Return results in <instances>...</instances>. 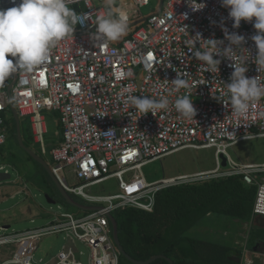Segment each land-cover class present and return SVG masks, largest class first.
<instances>
[{"label":"built area","instance_id":"2783aa9c","mask_svg":"<svg viewBox=\"0 0 264 264\" xmlns=\"http://www.w3.org/2000/svg\"><path fill=\"white\" fill-rule=\"evenodd\" d=\"M130 1L129 24L143 19L144 23L129 38L94 44L93 23L96 16L107 11L103 0H71V7L90 15L92 20L78 25L73 39L53 49L49 62L34 71L26 86L15 89L18 77L14 76L8 88L0 89V147L7 140V115L14 107L20 118L29 119L40 156L65 192L81 198L82 205L95 208H76L80 215L53 212L43 227L0 235V264H37L34 256L40 240L62 233L74 246L77 241L89 249L88 264H119L121 254L113 239L109 216L127 208L152 213L158 192L203 179L241 176L247 186L256 189L253 215L264 217V196L257 199L259 186L264 185V163H239L228 152L240 142L264 138L259 135L264 131V100L252 109L248 120L231 116V107L215 96L228 99L224 84L231 82L232 62L217 57L222 59L220 71L208 72L189 52L191 46L186 42L190 37L181 28L186 27L191 36L199 32L204 39L224 40L227 45L220 26L223 21L230 33L236 32L246 39L243 47L250 56L246 75L264 83V71L260 73L254 63L258 53L251 39L257 34L254 21H242L240 28L234 29L229 10L222 7L220 0H199L206 4L199 12H192L187 0H159L147 17L142 16L141 9L149 6L151 0ZM19 2L0 0V10ZM186 12L188 19L183 20ZM196 46L200 47L199 41ZM121 71H131L132 75L118 78ZM179 74L191 87L197 109L192 120L183 118L172 106L175 98L187 91L176 89L171 83L180 78ZM129 95L155 99L167 96L170 105L155 115L133 116L135 109L127 103ZM45 112L58 114L62 131L61 143L50 151L45 142ZM113 129L114 134L107 133ZM186 149H215L217 167L147 182L145 166ZM221 156L226 158L225 167ZM65 172L73 175L72 186ZM111 180L116 181L118 192L100 194ZM0 229L8 230L5 226ZM80 255L69 244L52 261L40 262L83 264Z\"/></svg>","mask_w":264,"mask_h":264},{"label":"clouds","instance_id":"9594fccd","mask_svg":"<svg viewBox=\"0 0 264 264\" xmlns=\"http://www.w3.org/2000/svg\"><path fill=\"white\" fill-rule=\"evenodd\" d=\"M103 2L107 11L96 16L94 23L92 21L96 28L91 36L94 44L117 42L128 33L130 11L123 6H116L115 0H103ZM220 2L222 7L229 10L228 15L233 21L234 29H239L242 21L249 23L254 21L253 26L257 34L251 39L258 50L254 63L261 73L264 71V0H220ZM12 3L16 4V0H12ZM70 4L71 0H20L17 6L0 10V89L8 88L14 76L18 77L15 89L26 86L34 71L49 62L53 49L73 39L77 26H83L86 20L91 19L90 15L77 12ZM187 5L192 12H199L206 7V4L199 0H187ZM182 18L187 20L188 13H184ZM220 26L228 41L227 45L224 40L204 39L199 32L191 36L186 27L181 28L190 37L186 42L191 46L189 52L194 54L201 62L200 66L206 68L208 72L220 71L222 59L217 57L232 62L229 64V67L233 68L231 82L224 84L228 99L225 100L223 95L215 98L225 106L231 107V116L237 120H248L252 109L264 100V83L256 77L250 78L246 75L249 71L250 56L243 47L246 43L245 37L236 32L230 33L223 21ZM197 41L200 43L199 48L196 46ZM125 75L131 76L132 73L121 71L117 74L118 78ZM179 77L171 83L176 89L183 88L187 91L177 96L172 106L183 118L195 119L197 109L193 104L191 87L181 74ZM127 103L135 109L133 116L143 117L149 113L155 115L158 111L167 110L170 100L167 96L155 99L150 96L129 95ZM107 133L114 134L115 129ZM259 135H264V131ZM249 138L247 134L246 139ZM261 196H264V185L259 186L257 199L259 200ZM247 264H251V261L248 260Z\"/></svg>","mask_w":264,"mask_h":264},{"label":"rangeland","instance_id":"374dc122","mask_svg":"<svg viewBox=\"0 0 264 264\" xmlns=\"http://www.w3.org/2000/svg\"><path fill=\"white\" fill-rule=\"evenodd\" d=\"M159 0H151L150 5L141 9L142 16L147 17L153 10L158 6ZM116 6H123L127 9L132 7L130 0H115ZM141 25H134L128 29L126 36L122 37L129 38ZM120 41V40H119ZM47 122V133H46V145L50 151L53 147L59 145L62 141V131L58 121V114L45 112L44 113ZM8 131L7 140L0 147V167H4L5 171L11 174V180L4 182L1 185L5 186L1 194L7 191L5 197L0 195V227L4 225L10 228L3 232L0 229V235L11 234L14 232H25L36 228L43 227L51 220L50 215H45L48 218H44L40 212L46 210L47 213L54 212H69L75 215L81 213L78 209L62 203L61 196L57 191L54 181L48 175L46 170L38 165L30 156L20 147L18 143V127L16 120L12 113H8ZM20 119L21 137L24 143L32 148L36 153L40 154L38 146L34 142V137L30 124L26 119ZM232 157L239 163H264V138H258L250 141H243L228 150ZM48 157V156H46ZM52 164L50 158H46ZM217 167V161L215 156V149L206 150H195L186 149L172 154L164 159L148 164L143 168V174L146 177L148 183L162 180L163 178H173L180 175H193L203 171H212ZM223 170V169H221ZM40 173L44 176V182L36 179V174ZM36 173V174H35ZM67 182L70 186L74 184L73 175L65 172ZM212 179H207L210 181ZM207 181L201 180L196 184L205 183ZM44 184L49 187V194L52 193L57 199L56 205L47 203L45 199L47 191ZM26 185V186H25ZM25 186V187H24ZM24 187L27 189L26 192H20ZM177 187V186H176ZM118 192L116 181H109L104 185V192L102 195H108ZM75 201L79 204H84L83 200L79 197H74ZM56 200V199H55ZM30 208V209H29ZM42 208V209H41ZM234 223V222H233ZM240 233L245 230V234L241 237V241H245L248 238L247 248L255 249L258 252L256 256H248V260L251 264H264V218H253L249 220L241 221L239 224ZM233 224L231 232L238 231ZM245 235L247 237H245ZM260 235V237H259ZM261 239V240H260ZM261 241V242H260ZM229 242V241H228ZM247 242V241H246ZM260 242V243H259ZM263 242V243H262ZM75 246L67 238L66 233L58 235L45 236L41 239L38 245V250L34 256V262L42 264L40 261L43 260L45 263L49 262L53 256L57 255L65 245H72L78 254L83 264H88L89 249L81 243L74 241ZM241 261L247 264V260L243 251L241 250ZM236 255L234 258L236 259Z\"/></svg>","mask_w":264,"mask_h":264},{"label":"trees","instance_id":"16d2710c","mask_svg":"<svg viewBox=\"0 0 264 264\" xmlns=\"http://www.w3.org/2000/svg\"><path fill=\"white\" fill-rule=\"evenodd\" d=\"M255 194L241 176L166 188L157 193L152 213L134 208L114 213L119 239L138 262L161 256L150 264H243L241 250L188 233L209 214L249 220ZM119 264L135 263L121 256Z\"/></svg>","mask_w":264,"mask_h":264},{"label":"crops","instance_id":"0c3cea01","mask_svg":"<svg viewBox=\"0 0 264 264\" xmlns=\"http://www.w3.org/2000/svg\"><path fill=\"white\" fill-rule=\"evenodd\" d=\"M22 119H26L27 122L30 124L29 119H27V118H21V120ZM231 157H232V155H231ZM0 170H5V169H1V167H0ZM35 176H36V179H39L40 182L41 181L44 182V176L40 173V171H38V173ZM1 184H0V195H1V197H5L8 194H7V191H4V193L1 194V192L5 188V186H3ZM44 186H45L46 190H48L46 194L49 197H51L52 199H56V201H57L58 198H56L55 196H53L52 193L49 194V187H48V185L44 184ZM24 187L21 190H19L18 193H20V192H26V194H28V196H29L28 191H26L27 189L25 188V190H24ZM248 187H251V186H248ZM60 200L62 201V203H66V201H64L62 198ZM42 211L43 212H40V214H42L44 218H48L49 217L48 215L52 216V213L54 212V211H51V212L47 213V211L46 210H43V209H42ZM45 215H47L48 217L45 216ZM251 217H252V221H253V218H264V217H261V216H255V215H253V208H252V216ZM241 221H244V220L227 218V217H221V216L220 217H217L216 215L209 214L208 217L206 219H204L198 226H196L194 229L190 230V232L188 233V235L189 236L196 237V238H199V239L208 240V241H212V242L219 243V244H222V245L234 247V248H236L238 250H242L243 251V254L245 255V258L247 260L248 259V255L250 253L253 256H256L257 253H255V252H258L257 250H259V248L257 250H255V249H250L249 250L247 248V246H248V238L245 239V241L240 242L241 241V237L243 235V232L245 234V230H246V229H244L240 233L241 230L239 229L238 224ZM233 224H235V228H238L237 229L238 231L235 232V231L232 230V232H231V228H232ZM4 226L5 227H8L7 225H4ZM245 237H247V236L245 235ZM259 237H260V235H259ZM57 255L53 256L50 261H52ZM242 263H243V261H242Z\"/></svg>","mask_w":264,"mask_h":264},{"label":"water","instance_id":"95a60500","mask_svg":"<svg viewBox=\"0 0 264 264\" xmlns=\"http://www.w3.org/2000/svg\"><path fill=\"white\" fill-rule=\"evenodd\" d=\"M144 19L143 20H139V21H136V22H133L131 24H129V28L134 26V25H142L144 23ZM128 28V29H129ZM12 109V114L14 116V119L16 120V124H17V127H18V143L20 145V147L35 161L37 162L39 165H41L45 170L46 172L48 173V175L52 178V180L54 181L55 183V186L57 188V191L59 192L61 198L66 201V203L74 208H80V209H83V210H86V211H92V210H95V208H92V207H87V206H84L82 204H79L77 201H75V199L73 197H71L68 193L65 192V190L61 187V185L58 183V181L55 179V177L53 176V174L51 173V170L47 164V162L38 154L36 153V151H34L32 148L28 147L23 139H22V135H21V128H20V119H19V116L17 114V112L15 111V108L14 107H11ZM221 159H222V165L225 167L226 166V158L221 156ZM11 174L7 171H2L0 170V184L1 183H4V182H8L11 180ZM45 199L48 201L47 203L51 204V205H56L57 202L55 199H52L51 197H49L48 195L45 196ZM110 218V221L112 223V226H113V239H114V242L121 254L122 257L126 258L127 260L131 261L132 263H135V264H150L152 263L153 261H155L156 259L158 258H162L161 256H155L153 258H151L150 260L148 261H145V262H138V261H135L134 259H132L128 254H126V252L124 251V248L121 244V241L119 239V231H118V223H117V220L115 219V217L113 215H110L109 216ZM7 229H9L10 227H6ZM170 263H172V261L170 260L169 261Z\"/></svg>","mask_w":264,"mask_h":264},{"label":"bare ground","instance_id":"6f19581e","mask_svg":"<svg viewBox=\"0 0 264 264\" xmlns=\"http://www.w3.org/2000/svg\"><path fill=\"white\" fill-rule=\"evenodd\" d=\"M248 256H251L252 258H254L253 257V255L250 253ZM263 258H264V256H262ZM249 258V257H248ZM250 259V258H249ZM247 261H248V259H247Z\"/></svg>","mask_w":264,"mask_h":264},{"label":"flooded vegetation","instance_id":"af4514ba","mask_svg":"<svg viewBox=\"0 0 264 264\" xmlns=\"http://www.w3.org/2000/svg\"><path fill=\"white\" fill-rule=\"evenodd\" d=\"M37 229V228H36ZM53 235H58V234H53ZM48 236H50V235H48ZM41 241V240H40Z\"/></svg>","mask_w":264,"mask_h":264}]
</instances>
